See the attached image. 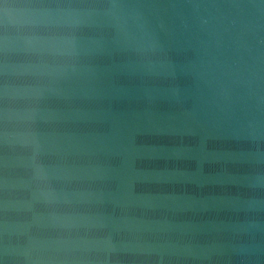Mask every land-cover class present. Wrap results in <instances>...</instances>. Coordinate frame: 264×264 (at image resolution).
<instances>
[{"label": "water", "instance_id": "obj_1", "mask_svg": "<svg viewBox=\"0 0 264 264\" xmlns=\"http://www.w3.org/2000/svg\"><path fill=\"white\" fill-rule=\"evenodd\" d=\"M0 264H264V0H0Z\"/></svg>", "mask_w": 264, "mask_h": 264}]
</instances>
